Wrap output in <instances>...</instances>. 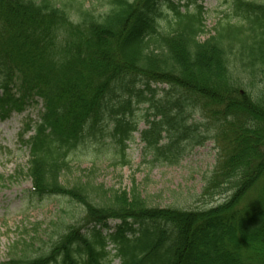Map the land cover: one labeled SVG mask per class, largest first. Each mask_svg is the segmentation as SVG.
Segmentation results:
<instances>
[{
    "label": "trees",
    "instance_id": "16d2710c",
    "mask_svg": "<svg viewBox=\"0 0 264 264\" xmlns=\"http://www.w3.org/2000/svg\"><path fill=\"white\" fill-rule=\"evenodd\" d=\"M105 1L97 15L78 0H0V119L41 104L20 135L32 191L81 209L44 239L34 227L40 238L1 264H264V3L233 0L236 22L225 15L201 42L199 0ZM139 106L141 141L165 163L214 144L202 195L229 193L222 204L150 207L135 189L63 184L71 153L100 143L108 123L128 165ZM110 221L119 224L109 234Z\"/></svg>",
    "mask_w": 264,
    "mask_h": 264
},
{
    "label": "rangeland",
    "instance_id": "374dc122",
    "mask_svg": "<svg viewBox=\"0 0 264 264\" xmlns=\"http://www.w3.org/2000/svg\"><path fill=\"white\" fill-rule=\"evenodd\" d=\"M78 1H83L85 9L94 10L97 15L106 9L105 0ZM254 1L264 3V0ZM171 2L183 5L186 0ZM200 2L206 12L205 34L199 38L201 42L213 35V29L225 15H229L231 22H236L233 0ZM245 88L254 93L253 88L260 87L253 82L251 85L246 83ZM145 109V106L135 107L133 116L130 117L131 123L136 125V132L132 134L133 141L127 144L125 151L127 166L120 165L119 147L111 137L112 124L108 123L103 135L99 136L100 143H93L88 138L71 153V169L62 178L63 184L72 186L79 181H92L94 186H101L103 190L127 194L135 189L150 207L191 211L222 204L229 193L215 194L212 198L202 195L205 180L215 166L214 144L210 142L203 147L188 150L175 165L165 163L163 158L156 157L154 150L141 141V133L147 130ZM40 110L41 104L28 108L22 114H12L5 120L0 119V177L3 178L0 182V264L8 259L17 245L29 243L30 238L34 240L40 238L38 236H43L41 238L44 239L54 230L56 220L69 224L78 222L80 218L81 209L77 204L58 197L41 198L32 191L31 181L27 177L29 154L20 143V135L26 123L38 120ZM195 120L200 121L197 116ZM162 144H167V136H163ZM100 196L101 193L97 192L94 198ZM117 224L118 222H110L109 226L113 228ZM36 226H39L38 236L33 231ZM111 254H114L113 251ZM112 264H118V261L115 260Z\"/></svg>",
    "mask_w": 264,
    "mask_h": 264
}]
</instances>
